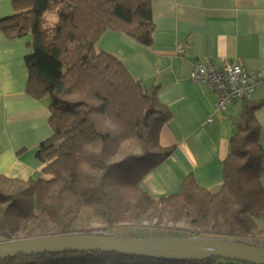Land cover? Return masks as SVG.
I'll return each mask as SVG.
<instances>
[{
  "label": "trees",
  "instance_id": "1",
  "mask_svg": "<svg viewBox=\"0 0 264 264\" xmlns=\"http://www.w3.org/2000/svg\"><path fill=\"white\" fill-rule=\"evenodd\" d=\"M16 3L19 12L2 19L1 29L10 38L32 34L33 52L26 57L27 92L38 100L49 99L53 134L37 150L44 163L41 177L24 181L0 175V235L13 240L27 221L49 223L56 235H102L73 232L84 230L91 220L112 226L157 222L166 216L258 245L243 237L264 221L260 181L264 146L255 116L260 104L243 99L224 160V181L217 192L199 186L190 174L179 192L154 196L142 181L174 151L175 146L160 143L161 129L171 112L158 97L159 86L135 79L121 59L96 45L107 29L151 45L152 0ZM60 3L59 18L49 36L42 31V17ZM0 264L251 263L221 257L194 261L68 251L11 257Z\"/></svg>",
  "mask_w": 264,
  "mask_h": 264
},
{
  "label": "crops",
  "instance_id": "2",
  "mask_svg": "<svg viewBox=\"0 0 264 264\" xmlns=\"http://www.w3.org/2000/svg\"><path fill=\"white\" fill-rule=\"evenodd\" d=\"M16 1L0 0V21L19 12ZM152 10L151 45L113 29L96 43L121 59L135 79L159 86L158 97L171 112L160 143L175 146L174 151L145 176L142 186L154 196L177 193L192 174L199 186L217 190L244 100L218 109V93L194 80L192 71L197 61L218 68L229 61L262 74L248 99L260 104L255 116L264 146V0H152ZM32 41L30 33L7 37L0 25V175L24 181L43 175L37 150L53 134L49 99L27 92ZM179 46L185 52L179 53ZM260 181L264 187V169Z\"/></svg>",
  "mask_w": 264,
  "mask_h": 264
},
{
  "label": "water",
  "instance_id": "3",
  "mask_svg": "<svg viewBox=\"0 0 264 264\" xmlns=\"http://www.w3.org/2000/svg\"><path fill=\"white\" fill-rule=\"evenodd\" d=\"M117 252L128 255L202 261L221 257L264 264V246L230 239L130 238L60 234L0 243V260L44 253Z\"/></svg>",
  "mask_w": 264,
  "mask_h": 264
},
{
  "label": "rangeland",
  "instance_id": "4",
  "mask_svg": "<svg viewBox=\"0 0 264 264\" xmlns=\"http://www.w3.org/2000/svg\"><path fill=\"white\" fill-rule=\"evenodd\" d=\"M62 4L52 6L42 17V31L51 35L52 27L58 21L59 10ZM32 36V34L30 33ZM220 189V188H219ZM219 189L214 190L217 192ZM213 191V192H214ZM82 218H87L86 215ZM221 219V218H220ZM210 227V226H208ZM56 228L49 223L39 224L37 221H27L23 228L17 232L15 238L11 241L27 240L32 238H39L44 236L56 235ZM29 231H34L32 234H28ZM97 232L98 234L106 236H121L130 238H189V239H213L223 237L229 239L230 236H223L217 233L216 229L201 228L193 224H190L186 219L180 218L179 220H170L164 216L159 221L147 220L142 223H119L112 226L105 225L101 222L91 220L86 224L85 229L78 232ZM248 242H253L258 245L264 246V221L257 224V228L253 234L243 237ZM6 237L0 235V243L11 242Z\"/></svg>",
  "mask_w": 264,
  "mask_h": 264
},
{
  "label": "built area",
  "instance_id": "5",
  "mask_svg": "<svg viewBox=\"0 0 264 264\" xmlns=\"http://www.w3.org/2000/svg\"><path fill=\"white\" fill-rule=\"evenodd\" d=\"M178 52H185V47L179 46ZM192 77L196 81L208 83L218 93V109L231 101L249 98L263 78L261 73H251L243 65L229 61L224 62L220 68L211 62L197 61Z\"/></svg>",
  "mask_w": 264,
  "mask_h": 264
}]
</instances>
